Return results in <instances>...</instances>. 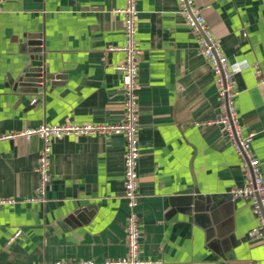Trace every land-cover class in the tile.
<instances>
[{
    "label": "crops",
    "instance_id": "0c3cea01",
    "mask_svg": "<svg viewBox=\"0 0 264 264\" xmlns=\"http://www.w3.org/2000/svg\"><path fill=\"white\" fill-rule=\"evenodd\" d=\"M125 0H5L0 7V136L42 125L123 120ZM230 63L235 109L264 180V0H194ZM177 0H137L139 256L150 264H264L241 162L215 124L214 75ZM38 42L39 46H30ZM33 50H36L35 52ZM48 76L19 82L33 58ZM43 142H0V264L126 258L120 135L51 140L49 183L37 198ZM200 209L195 211L197 196ZM2 204L1 202H7ZM17 232L19 236L12 239ZM13 240L9 243L10 240ZM9 243V244H8Z\"/></svg>",
    "mask_w": 264,
    "mask_h": 264
},
{
    "label": "built area",
    "instance_id": "2783aa9c",
    "mask_svg": "<svg viewBox=\"0 0 264 264\" xmlns=\"http://www.w3.org/2000/svg\"><path fill=\"white\" fill-rule=\"evenodd\" d=\"M5 0H0L1 4ZM179 14L186 26L194 34L201 56L208 62L214 75V84L220 105V115L215 124L222 127L224 135L241 162L244 174V186L232 192L234 198L251 200L252 213L257 220L256 228L249 236L261 240L264 245V180L260 172L259 161L252 152L253 133H244L235 109V99L238 95L234 84V76L247 66L241 63H230L223 55L220 44L207 28L204 17L195 6L194 0H177ZM115 13L123 18V45L116 51L123 53V60L117 66L122 75L121 93L123 98V120L115 125L67 124L63 126L42 125L35 129L16 134L0 136V142L22 138L29 140L37 137L43 142L42 151L36 169L40 176L38 197L33 199L43 201L45 187L49 183V157L51 140H60L74 136H108L120 135L125 140L124 155V199L130 211L126 231V258L118 261L93 262H49L41 264H150L139 256L140 229L136 214L138 205V174L140 158L138 142V72L141 51L137 46V0H125L123 8ZM2 204L10 203L1 202ZM17 232L12 238L19 236ZM10 240L12 242L13 240ZM8 243V244H9Z\"/></svg>",
    "mask_w": 264,
    "mask_h": 264
},
{
    "label": "water",
    "instance_id": "95a60500",
    "mask_svg": "<svg viewBox=\"0 0 264 264\" xmlns=\"http://www.w3.org/2000/svg\"><path fill=\"white\" fill-rule=\"evenodd\" d=\"M41 44H39L38 42H33L30 43V46H39ZM34 52L36 50H33ZM41 59L38 56H35V58H33V61L31 62L30 66L25 69L23 71V73L21 74V76L19 77V82L20 83H25L26 85H29V87L32 88H38L39 85H41L43 83V79H48L49 77L46 76L43 68H42V63H41ZM200 200L203 201L204 198H202L201 196H197L196 197V201L194 205V210L195 211H206L204 208L202 211V208L200 209Z\"/></svg>",
    "mask_w": 264,
    "mask_h": 264
}]
</instances>
